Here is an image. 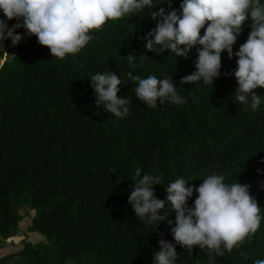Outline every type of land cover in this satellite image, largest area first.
Instances as JSON below:
<instances>
[{"label": "trees", "instance_id": "16d2710c", "mask_svg": "<svg viewBox=\"0 0 264 264\" xmlns=\"http://www.w3.org/2000/svg\"><path fill=\"white\" fill-rule=\"evenodd\" d=\"M160 2L153 0V6ZM181 3L171 0L178 11ZM160 7L169 11L168 0L153 10ZM150 12L145 8L108 21L91 32L93 40L79 53L64 59L52 57L23 28L16 30L24 37L18 45L2 42L0 249L25 218L26 233L42 235L43 242L22 240L23 248L0 258V264H154L159 240L175 241L166 221L151 227L128 203L137 168L141 175L163 174V184L154 186L162 200L167 184L179 177L195 179L189 186L198 187L207 176L221 174L226 183L249 185L264 216V88L254 90L262 100L255 111L250 100L247 105L236 101L238 58L229 59L227 51L212 86L203 80L180 84L196 71L199 46L186 59L148 51L141 38L156 27ZM0 19L10 28L22 23L7 20L2 11ZM250 24L249 16L234 53L246 42ZM129 53L136 57L134 68L127 63ZM128 71L141 78L172 77L187 102L158 101L156 108H147L134 93L135 82L125 78ZM106 72H116L126 83L119 85L118 96L131 100L127 116L116 117L95 103L90 77ZM19 194L26 200L14 207ZM196 197L194 192L189 198L190 207ZM168 219L175 220L174 211ZM176 251L175 264H254L264 259V220L250 240L223 257H209L198 246L191 256L179 245Z\"/></svg>", "mask_w": 264, "mask_h": 264}, {"label": "clouds", "instance_id": "9594fccd", "mask_svg": "<svg viewBox=\"0 0 264 264\" xmlns=\"http://www.w3.org/2000/svg\"><path fill=\"white\" fill-rule=\"evenodd\" d=\"M158 5L153 6V0H0V11L7 20H22L10 28L0 19V46L9 39L18 45L24 37L16 30L23 28L28 36H35L41 46L47 47L52 57L64 59L88 45L94 38L93 30H101L110 20L137 15L148 8L151 9L149 16L157 21L156 27L141 38L146 41L148 51L157 54L167 51L175 53L176 58L186 59L193 47L199 46L196 71L182 77L180 84L203 80L212 86L214 79L221 75L222 53L227 51L229 59L233 55L238 58L234 71L238 83L236 101L247 105L250 100L251 109H258L261 95L254 90L264 88V3L261 0H182L178 11L168 0L169 11L163 7L154 11ZM249 16L250 34L234 53L233 46ZM126 60L130 67H135L136 57L132 53ZM124 75L135 82L134 93L147 108H156L158 101L160 105L187 102L177 94L172 77L141 78L132 71ZM90 80L98 108L103 106L104 112L121 118L129 114L131 100L118 96L119 85L124 81L116 72L97 73ZM162 179L163 174L141 175V169L137 168L128 198L140 221H146L151 227L166 221L171 228L175 243L161 238L160 251L154 253V264H175L177 245L187 249L189 256L198 246L207 250L209 257L213 253L223 257L225 251L231 253L250 240L264 220L261 207L247 184L239 181L229 184L223 175L213 173L196 187L189 186V181L195 179L179 177L167 184L166 199L162 200L154 191L155 185L163 184ZM194 192L197 197L190 207L188 200ZM169 211L175 212L174 221L168 219ZM254 264H264V259H256Z\"/></svg>", "mask_w": 264, "mask_h": 264}, {"label": "rangeland", "instance_id": "374dc122", "mask_svg": "<svg viewBox=\"0 0 264 264\" xmlns=\"http://www.w3.org/2000/svg\"><path fill=\"white\" fill-rule=\"evenodd\" d=\"M26 199L22 194L18 195V198L13 201V206L22 205ZM31 212V211H30ZM28 226V220L25 218L19 223V233L12 239L8 240V246L0 249V258L11 253L20 251L23 247L22 240L28 243L37 244L43 242L42 235L38 233H26V228ZM11 242V243H10ZM71 263V262H69Z\"/></svg>", "mask_w": 264, "mask_h": 264}]
</instances>
